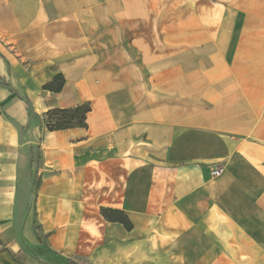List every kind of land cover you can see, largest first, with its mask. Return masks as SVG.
<instances>
[{"label": "crops", "instance_id": "crops-1", "mask_svg": "<svg viewBox=\"0 0 264 264\" xmlns=\"http://www.w3.org/2000/svg\"><path fill=\"white\" fill-rule=\"evenodd\" d=\"M31 173L77 264H264V0H0V264Z\"/></svg>", "mask_w": 264, "mask_h": 264}, {"label": "rangeland", "instance_id": "rangeland-1", "mask_svg": "<svg viewBox=\"0 0 264 264\" xmlns=\"http://www.w3.org/2000/svg\"><path fill=\"white\" fill-rule=\"evenodd\" d=\"M44 119L48 122L55 120V116L47 114ZM29 180L32 188L29 202L19 211L20 218L16 224L1 239L2 247L9 251L13 259L22 264H77L69 255L55 250L47 234L41 229L33 204L37 181L33 174Z\"/></svg>", "mask_w": 264, "mask_h": 264}, {"label": "trees", "instance_id": "trees-1", "mask_svg": "<svg viewBox=\"0 0 264 264\" xmlns=\"http://www.w3.org/2000/svg\"><path fill=\"white\" fill-rule=\"evenodd\" d=\"M63 82L64 78L59 74L54 78L52 83L47 85V87L60 89ZM89 110L90 105L88 104H83L76 108H60L52 110L47 114L48 116H55V120H48L47 127L51 130L85 127L87 125L86 115ZM102 213L109 220L122 221L128 228L131 227V223L124 216L122 211L103 208Z\"/></svg>", "mask_w": 264, "mask_h": 264}, {"label": "built area", "instance_id": "built-area-1", "mask_svg": "<svg viewBox=\"0 0 264 264\" xmlns=\"http://www.w3.org/2000/svg\"><path fill=\"white\" fill-rule=\"evenodd\" d=\"M223 171H224V166H222V165H219V166H213V167L211 168V174H212L213 176H216V175L222 173Z\"/></svg>", "mask_w": 264, "mask_h": 264}]
</instances>
